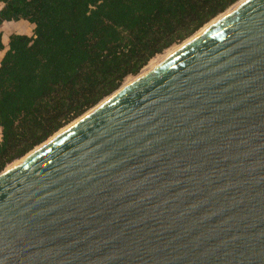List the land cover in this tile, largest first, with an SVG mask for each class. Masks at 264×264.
Here are the masks:
<instances>
[{"label": "water", "instance_id": "obj_1", "mask_svg": "<svg viewBox=\"0 0 264 264\" xmlns=\"http://www.w3.org/2000/svg\"><path fill=\"white\" fill-rule=\"evenodd\" d=\"M106 98L0 175V264H264V0Z\"/></svg>", "mask_w": 264, "mask_h": 264}, {"label": "trees", "instance_id": "obj_2", "mask_svg": "<svg viewBox=\"0 0 264 264\" xmlns=\"http://www.w3.org/2000/svg\"><path fill=\"white\" fill-rule=\"evenodd\" d=\"M0 173L239 0H0ZM1 49V43H0Z\"/></svg>", "mask_w": 264, "mask_h": 264}, {"label": "crops", "instance_id": "obj_3", "mask_svg": "<svg viewBox=\"0 0 264 264\" xmlns=\"http://www.w3.org/2000/svg\"><path fill=\"white\" fill-rule=\"evenodd\" d=\"M3 4L0 1V9ZM33 33V25L29 24L27 21L19 20V21H11V22H2L0 23V59L3 56L5 50L7 49V45L9 42V38L11 35H27L30 36Z\"/></svg>", "mask_w": 264, "mask_h": 264}, {"label": "rangeland", "instance_id": "obj_4", "mask_svg": "<svg viewBox=\"0 0 264 264\" xmlns=\"http://www.w3.org/2000/svg\"><path fill=\"white\" fill-rule=\"evenodd\" d=\"M241 1L242 0H239L238 2L239 3H241ZM238 2L237 3H235V5H238ZM235 5H232V7L234 6L235 7ZM232 7H230V8H228V10L227 11H225V12H223V15L224 14H226L227 12H229V11H231V9H233ZM230 9V10H229ZM221 15V14H220ZM220 15H218L217 17H215L214 19H212L210 22H208V24H210L211 22H213V21H216V19H219L220 17H222V15L220 16ZM220 16V17H219ZM219 17V18H218ZM207 24V25H208ZM206 25V26H207ZM205 27V25L202 27V28H200L196 33H194L192 36H194V35H196L201 29H203ZM192 36H190L189 38H187V39H185L184 41H182L181 43H178V44H174V45H172L170 48H168L167 50H165L163 53H161V54H159V55H157V56H155L154 58H152L150 61H149V63L137 74L138 76L140 75V74H142V71H144V70H150L151 68H153L155 65H157L159 62H161L163 59H165L167 56H169L171 53H173L176 49H178L179 48V46L183 43V42H185V41H187L188 39H190ZM137 75H134V76H128L124 81H123V83H122V85L120 86V89L122 88V87H124V86H127L128 84H130L133 80H135L136 78H138V76ZM100 103V102H99ZM89 111V110H88ZM75 121V120H74ZM73 121V122H74ZM73 122H71V123H73ZM70 123V124H71ZM70 124H68V125H70ZM67 125V126H68ZM67 126H65L64 128H66ZM64 128H62L61 130H63ZM61 130H59V131H61ZM57 134V133H56ZM52 138V137H51ZM19 161V160H18ZM18 161H15L14 163L12 162V164H9V165H7L6 167H5V169L3 170V171H6L7 169H9V168H12L13 167V165H15V163H17Z\"/></svg>", "mask_w": 264, "mask_h": 264}, {"label": "bare ground", "instance_id": "obj_5", "mask_svg": "<svg viewBox=\"0 0 264 264\" xmlns=\"http://www.w3.org/2000/svg\"><path fill=\"white\" fill-rule=\"evenodd\" d=\"M244 1H245V0H242L241 3L244 2ZM241 3L238 2V5H240ZM238 5H235V7H237ZM233 7H234V6H233ZM233 7H232V8H233ZM235 7H234V8H235ZM229 10H230V9H229ZM232 10H233V9H231V11H232ZM229 12H230V11H229ZM227 13H228V12H227ZM227 13H226V14H227ZM226 14H224V15H226ZM221 15H222V17L224 16L223 14H221ZM221 15H220V16H221ZM220 16H219V17H220ZM219 17H218V18H219ZM222 17H220L219 19H221ZM219 19H216V21H218ZM216 21L211 22V23L208 24L207 26L205 25V27H204L203 29H201L197 34L201 33L203 30H205V29H207L208 27H210L211 25H213V23H215ZM197 34H196V35H197ZM196 35H194V36H196ZM194 36H192L191 38H193ZM191 38L188 39L187 41L183 42V43L179 46V48H180L182 45H184L185 43H187L188 41H190ZM179 48H178V49H179ZM176 50H177V49H176ZM176 50H175V51H176ZM171 54H172V53H171ZM171 54H170V55H171ZM167 57H168V56H167ZM167 57H166V58H167ZM163 60H164V59H163ZM145 72H147V70L142 71V74H144ZM142 74H140V75H142ZM140 75H139V76H140ZM139 76H138V77H139ZM133 81H134V80H133ZM133 81H132V82H133ZM132 82H131V83H132ZM128 85H129V84H128ZM124 87H126V86H124ZM122 88H123V87H122ZM122 88H121V89H122ZM106 99H107V98H106ZM106 99L102 100V101H101L96 107H94V108H92L91 110H89V111H88L87 113H85L83 116H85V115H87L88 113H90L91 111H93V110H94L95 108H97L100 104H102L104 101H106ZM78 120H79V119H78ZM78 120L76 119L73 123H71L70 125H68L66 128H64L63 130L57 132V134H55L53 137H55L56 135H58L59 133H61V132L64 131L65 129H67L68 127H70L72 124L76 123ZM50 139H51V138H50ZM50 139H48V141H49ZM45 143H46V142H45ZM42 145H44V143L41 144L40 146L36 147L34 150H32L31 152H29V153H28L27 155H25L24 157H27V156H29L30 154H32L33 152H35V151H36L37 149H39ZM23 159H24V158H22V160H23ZM20 161H21V160L19 159V161H18L17 163H19ZM17 163H15V165H16ZM15 165H13V167H14ZM10 169H11V168L7 169L6 171H2L0 175H2L3 173L9 171Z\"/></svg>", "mask_w": 264, "mask_h": 264}]
</instances>
